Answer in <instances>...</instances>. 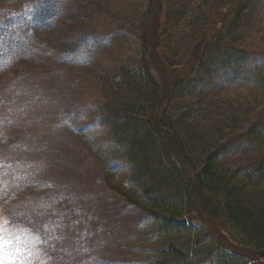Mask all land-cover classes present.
Instances as JSON below:
<instances>
[{
    "label": "rangeland",
    "instance_id": "1",
    "mask_svg": "<svg viewBox=\"0 0 264 264\" xmlns=\"http://www.w3.org/2000/svg\"><path fill=\"white\" fill-rule=\"evenodd\" d=\"M247 4L246 20L258 18L257 27L246 30L245 21L234 32L240 0L228 5L218 26L223 39L206 49L171 110L184 140L228 125L230 73L219 52L238 44L264 72V0ZM144 6L142 0H0V264L152 263L154 221L108 189L106 180L133 192L127 165L98 122L100 76L141 56ZM191 9L187 22L170 27L172 53L160 47L166 57L176 52V65L194 43L192 22L204 21L206 12ZM189 141L199 164L207 145ZM221 153L228 168L254 164L247 140L227 135Z\"/></svg>",
    "mask_w": 264,
    "mask_h": 264
},
{
    "label": "trees",
    "instance_id": "2",
    "mask_svg": "<svg viewBox=\"0 0 264 264\" xmlns=\"http://www.w3.org/2000/svg\"><path fill=\"white\" fill-rule=\"evenodd\" d=\"M142 1L141 56L138 61L125 62L114 73L100 76L98 104V122L127 165L133 192L110 180L106 185L154 221L156 235L152 232L151 240H156L155 256L150 264H264L262 66L253 64L249 51L238 44L233 43L223 56L218 53L230 73L224 89L231 96L227 95L228 125L216 127L208 135L195 131L193 137L188 136L193 146L207 145L201 163L194 160L188 138L181 136L171 114L202 64L206 49L223 39L218 26L229 16L225 8L235 0H214L213 6L211 0ZM192 1L196 5L191 9ZM248 6L247 0L237 5L234 32L245 21L246 30L257 27L258 18L246 20ZM196 8L206 12L204 21L192 22L194 43L185 49L183 63L176 65V52L174 57H166L160 47L166 44L167 54L172 53L173 44L167 39L170 27L185 21L190 9ZM161 19L164 22L159 31ZM234 96L239 97L236 104ZM227 135L248 141L254 164L245 168L220 164L221 143ZM221 231L230 241L222 239Z\"/></svg>",
    "mask_w": 264,
    "mask_h": 264
}]
</instances>
